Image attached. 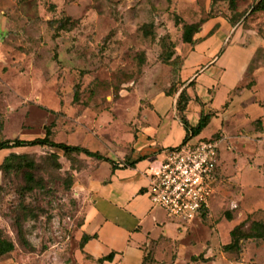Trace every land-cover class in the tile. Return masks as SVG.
Segmentation results:
<instances>
[{"label": "rangeland", "instance_id": "rangeland-1", "mask_svg": "<svg viewBox=\"0 0 264 264\" xmlns=\"http://www.w3.org/2000/svg\"><path fill=\"white\" fill-rule=\"evenodd\" d=\"M256 1L230 7L227 0H0V141L48 134L55 143L118 156L136 129L144 88L179 67V54L189 47L183 26L222 18L254 25L262 35L264 12L250 13ZM229 144L218 148L217 162L234 193L218 225L224 240L248 217L264 220V168L256 167L264 164V150L254 149V166L247 161L252 147ZM10 154L34 168H0V232L14 246L0 260L76 264L89 185L106 174L101 161L68 159L37 145L0 151V166ZM232 215L238 217L227 220ZM250 255L264 264V244Z\"/></svg>", "mask_w": 264, "mask_h": 264}, {"label": "crops", "instance_id": "crops-1", "mask_svg": "<svg viewBox=\"0 0 264 264\" xmlns=\"http://www.w3.org/2000/svg\"><path fill=\"white\" fill-rule=\"evenodd\" d=\"M194 39L196 43L179 54L178 68L163 73L160 84L152 82L144 88L137 126L128 134L125 149L114 158L106 155L115 168L100 162L106 174L90 182L83 207L81 234L91 238L79 248L76 264H257L250 252L264 242H244L240 255L222 250L243 233L242 224L246 228L251 221L264 224V220L247 216L235 231L226 232L228 242L220 237L219 221L234 193L218 168L209 208L191 223L170 218L147 195L151 168L164 151L180 146L186 135L175 108L183 89L189 96L183 114L188 126L195 127L202 116L210 117L192 142L217 137L218 148L232 141L246 149L252 147L247 161L254 166V149L261 146L264 150V34L248 23L232 26L213 18L199 27ZM171 83L182 86L167 96L162 89ZM210 125L215 130L205 135ZM256 167L264 168V164ZM0 264L17 262L4 258Z\"/></svg>", "mask_w": 264, "mask_h": 264}, {"label": "built area", "instance_id": "built-area-1", "mask_svg": "<svg viewBox=\"0 0 264 264\" xmlns=\"http://www.w3.org/2000/svg\"><path fill=\"white\" fill-rule=\"evenodd\" d=\"M218 140L186 141L163 152L162 159L151 168L147 195L154 207L170 218L191 223L209 200L217 185ZM236 208L235 204L230 205Z\"/></svg>", "mask_w": 264, "mask_h": 264}, {"label": "trees", "instance_id": "trees-1", "mask_svg": "<svg viewBox=\"0 0 264 264\" xmlns=\"http://www.w3.org/2000/svg\"><path fill=\"white\" fill-rule=\"evenodd\" d=\"M227 1L230 7L234 5L235 0H227ZM256 12H264V0H257L256 3L251 7L250 13H256ZM67 22L68 24L71 23L70 21ZM198 31H199V26L197 27V25H193V24L184 25L181 35L182 43L187 46H193L196 43L194 37L198 33ZM191 84L192 82L189 85ZM181 86L182 85L176 86L175 83H171L170 86L167 88L165 95L172 96L176 94ZM188 101H189V96L187 95L185 89L181 90L177 96L175 108L178 117L181 123L183 124L184 129L186 130V135L183 139L182 144L190 140L191 138L198 136L201 133V131L207 126L210 118L208 115L202 116L195 127H189L183 115ZM211 139L216 140L217 137H212ZM37 145L54 148L62 152L63 155L68 159L70 158L71 155H83L87 158H91L97 161L108 162L112 166V168H115V163L112 160H110L108 157L104 156L103 154L97 151L92 152L87 148L81 146L68 145L65 143H55L49 140L48 134L43 139H36L32 141H24L17 138L14 140H2L0 141V151L6 149H12V148H21V147L37 146ZM22 166H25L27 169H33L34 163L32 161H26L25 159H22L21 157L16 156L14 154H10L4 159L3 164L0 166V168L5 172H9L10 170H14L17 168L21 169L23 168ZM25 179L26 181L31 183L33 181L32 174L26 173ZM30 190H32V187H30ZM245 226H246L245 223L242 224L243 233L239 237L232 238L228 244L222 246V250L224 252L240 255L242 253V246L244 242L246 241H253L255 243L264 242V224L262 222L251 221L249 222L246 228ZM90 238H91L90 236L81 234L80 248H82V245ZM13 249L14 246L12 242L3 238L0 232V258L11 253Z\"/></svg>", "mask_w": 264, "mask_h": 264}]
</instances>
